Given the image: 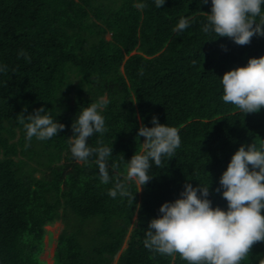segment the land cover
Segmentation results:
<instances>
[{
  "label": "trees",
  "instance_id": "obj_1",
  "mask_svg": "<svg viewBox=\"0 0 264 264\" xmlns=\"http://www.w3.org/2000/svg\"><path fill=\"white\" fill-rule=\"evenodd\" d=\"M210 10L211 0H165L160 8L154 0H0L7 65L0 74V264H39L45 227L56 221L63 228L53 264H188L144 246L149 220L186 182L209 184L212 206L226 209L216 189L231 156L241 144L264 145V108L243 114L225 103L220 78L264 55V37L239 45L205 35ZM185 17L190 26L178 32ZM102 97L110 100L101 110L107 131L88 143L112 147L109 184L94 162L70 152L72 123ZM41 106L65 127L29 142L20 117ZM153 116L179 129L181 147L153 164L141 190L127 182L133 200L110 197L141 148L138 128L151 127ZM261 261L264 242H257L241 264Z\"/></svg>",
  "mask_w": 264,
  "mask_h": 264
},
{
  "label": "clouds",
  "instance_id": "obj_2",
  "mask_svg": "<svg viewBox=\"0 0 264 264\" xmlns=\"http://www.w3.org/2000/svg\"><path fill=\"white\" fill-rule=\"evenodd\" d=\"M202 2L207 4L209 0ZM154 3L160 8L165 0ZM136 6L145 5L140 2ZM204 15L206 21L201 30L205 35L228 37L239 45L250 43L254 35L264 37V0H211V10ZM189 26L190 18H181L176 30L183 32ZM20 55L30 59L23 50ZM6 71L7 65L0 62V74ZM220 78L225 103L243 114L264 108V55L250 57L246 65L228 70ZM109 103L102 97L80 110L71 125L70 137L72 156L85 164L94 162L103 184L112 182V147L102 143L93 147L88 140L107 131L101 110ZM20 122L29 142L33 137L50 140L65 127L43 106L22 115ZM151 124L138 128L137 137L144 138L141 148L126 162V177L124 181L116 178L108 191L110 197L133 200L135 192L129 190L127 182L135 183L141 190L152 178L149 171L153 164L160 167L165 157H174L181 147L178 128L161 124L157 116L151 118ZM216 191L227 201L226 209L212 206L209 184L198 183L194 187L186 182L178 198L163 202L159 215L149 220L144 246L161 255L179 254L188 264H241L255 243L264 242V145L258 148L254 143L241 144L219 177Z\"/></svg>",
  "mask_w": 264,
  "mask_h": 264
},
{
  "label": "rangeland",
  "instance_id": "obj_3",
  "mask_svg": "<svg viewBox=\"0 0 264 264\" xmlns=\"http://www.w3.org/2000/svg\"><path fill=\"white\" fill-rule=\"evenodd\" d=\"M63 228V224L61 221H56L51 225L45 227L47 233L44 238V251L38 257L39 264H53V254L56 239Z\"/></svg>",
  "mask_w": 264,
  "mask_h": 264
},
{
  "label": "water",
  "instance_id": "obj_4",
  "mask_svg": "<svg viewBox=\"0 0 264 264\" xmlns=\"http://www.w3.org/2000/svg\"><path fill=\"white\" fill-rule=\"evenodd\" d=\"M120 252H118L115 256H114V261H116L118 259Z\"/></svg>",
  "mask_w": 264,
  "mask_h": 264
}]
</instances>
